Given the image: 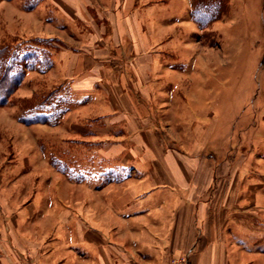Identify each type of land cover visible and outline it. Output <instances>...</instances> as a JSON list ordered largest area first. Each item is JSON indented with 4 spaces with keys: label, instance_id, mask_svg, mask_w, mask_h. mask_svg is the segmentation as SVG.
<instances>
[{
    "label": "crops",
    "instance_id": "crops-1",
    "mask_svg": "<svg viewBox=\"0 0 264 264\" xmlns=\"http://www.w3.org/2000/svg\"><path fill=\"white\" fill-rule=\"evenodd\" d=\"M196 1L57 0L41 72L57 77L54 189L40 188L50 171L0 199V264H170L189 249L194 264H264L235 168L203 159L206 98L165 65Z\"/></svg>",
    "mask_w": 264,
    "mask_h": 264
},
{
    "label": "rangeland",
    "instance_id": "rangeland-1",
    "mask_svg": "<svg viewBox=\"0 0 264 264\" xmlns=\"http://www.w3.org/2000/svg\"><path fill=\"white\" fill-rule=\"evenodd\" d=\"M201 5L215 6V16L221 7L220 18L211 23L209 16L204 26L176 28L175 40L166 46L165 65L186 71L183 80L189 82L190 96L206 98L203 159L212 157L222 167L232 164L239 211L245 205L249 229H264V0H203L196 6ZM55 26L57 0H0V51L6 50L0 62L11 54L14 70L25 74L0 105V199L21 201L38 191L37 184L50 171L40 188L45 195L54 189L49 184L60 156V109L53 91L57 77L41 72L57 48V41L44 35L57 33ZM28 117H47L51 123L26 124L22 119ZM64 157L69 161V154ZM243 184H248L246 191Z\"/></svg>",
    "mask_w": 264,
    "mask_h": 264
},
{
    "label": "trees",
    "instance_id": "trees-1",
    "mask_svg": "<svg viewBox=\"0 0 264 264\" xmlns=\"http://www.w3.org/2000/svg\"><path fill=\"white\" fill-rule=\"evenodd\" d=\"M201 1L203 0H197L195 2L191 10V13H190L191 18L197 23V25H202V26L206 25L205 23L206 19L211 18L209 16H212L211 23L220 18L221 7H218L219 8L218 13H217V16H215L213 14L216 11L215 6H212V5L211 6L201 5L198 7L196 6V5H199ZM200 10L202 12H199ZM206 13H209V15H206ZM50 38L53 39L54 41H57L56 38H53V37H50ZM4 51L6 50L3 49L2 51H0V55L2 57L6 55ZM12 57L13 56L9 54V57H8L9 59L5 61L3 60L0 62V105H3L7 102L9 96L19 87V85L21 84L25 76V74L21 76L18 70H14L15 62L12 64V61H15V60ZM50 64H51V55H50L49 61L47 62L46 69L49 68ZM29 69H33V68H29ZM22 120L26 124L35 123V122L51 123V121L47 117H43V118L42 117H28L25 120L24 119Z\"/></svg>",
    "mask_w": 264,
    "mask_h": 264
},
{
    "label": "built area",
    "instance_id": "built-area-1",
    "mask_svg": "<svg viewBox=\"0 0 264 264\" xmlns=\"http://www.w3.org/2000/svg\"><path fill=\"white\" fill-rule=\"evenodd\" d=\"M192 249L187 250L183 254L170 259V264H194L192 261Z\"/></svg>",
    "mask_w": 264,
    "mask_h": 264
}]
</instances>
